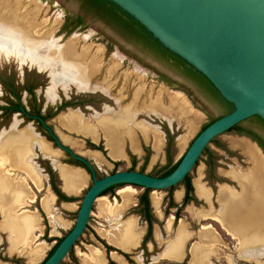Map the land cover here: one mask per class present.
Returning <instances> with one entry per match:
<instances>
[{"label":"rangeland","instance_id":"obj_1","mask_svg":"<svg viewBox=\"0 0 264 264\" xmlns=\"http://www.w3.org/2000/svg\"><path fill=\"white\" fill-rule=\"evenodd\" d=\"M22 1V6L19 8L21 15L39 5L40 10L35 22L42 30L54 29L53 38L58 47L69 41H75L79 51L82 48H92L91 52L94 53L96 49L100 48L102 50L100 54L101 69L98 75L89 81L87 87H80L72 82L63 83L55 79V73L59 68L42 67L36 60L33 63L31 59L27 58L23 61L19 60L4 45H0V108L14 106L16 99L11 95V91H15L27 111H38L47 117L46 122L66 146L92 163L97 178H103L117 171H137L159 178L182 158L204 126L224 115L225 112L220 103L206 96L192 78L173 68L170 61L154 57L148 50L129 40L103 21L85 15L81 27L77 28L71 24L65 28L67 20L82 13L81 4L78 0H63L62 2L61 0ZM69 5L73 8H69ZM55 20H58V22L54 23ZM2 30L0 26V33ZM44 54L45 51L42 50L35 57H43ZM30 91L32 94H30ZM173 93H181L185 96L197 120L193 123L187 121L170 107L169 98ZM157 101L160 102L159 105H155ZM133 107L135 112L129 113L131 115L129 124L125 125L126 128L121 129L119 132L122 136L127 129L131 128L135 133L138 145L140 143L142 146L143 153L142 155L141 153L134 155L135 153L131 151L129 141L124 139V152H126L127 158L121 161H113L107 156L106 141L99 125L114 118L121 119L123 113L128 108L132 110ZM71 115H77L85 125H88L89 132L87 131V135H93L92 138L97 142L92 141L82 132L70 131L69 127L65 125V121ZM139 125H145L150 129L148 140L138 129L137 126ZM23 132H30L36 141V144L32 143L31 148L30 146L27 148L30 151L29 160L43 176L45 189L37 193L36 189L32 185L30 186L33 188H31L33 192L36 193L37 198L33 204L27 207V210L39 213L44 229L43 234L29 249L32 250L38 243H42V247L37 257H33L32 251L26 248L12 251L14 237L11 232H3L0 223V232L6 233L0 235V264H42L59 240H62L73 227L82 198L91 185V179L86 176L88 187L82 194L79 196L72 195L76 197H70L71 201H62L57 198L55 206L53 204L54 209L52 206L51 213L52 217L60 219L63 225L55 229L53 226L51 227L50 217L40 209L39 200L46 196L48 191L55 194L53 189L55 187L60 190L62 181L59 180L60 174L54 164L61 162L72 167H82L74 164L66 154L58 150H51L53 155H45L41 146L42 144L45 145L44 138L46 134L36 121L29 120L16 111L0 110V141H6V151L9 148L22 146L21 134ZM154 134H157L163 142L159 153H156L153 149ZM236 141L249 142L246 138L232 132L216 140V143H211L208 147L210 154L206 153L204 155L197 172L190 177L192 187L193 181L198 177L199 170L203 168L202 181L213 192L216 193L218 185L224 184L239 190L237 183L231 180L228 181L218 175L221 169L227 171L235 168L243 172L250 170L251 165L243 153L239 152V147L235 144ZM93 146L102 149H94ZM91 152L101 153L106 163L103 165L96 164L91 157ZM12 172L17 173L16 170ZM50 172L54 175V180L50 178ZM126 187L128 186L119 187L102 198L118 205V218L121 221L124 222L131 217H135L139 226L145 228L141 246L129 254L122 253L108 245L97 234V229L103 226L105 229L109 228V222L102 218L104 217V211L99 202L91 215V231L62 264H86L78 254H89V248L91 247L104 251V258H106L108 264H116L111 258V253L115 252L123 257L128 264H179L166 261L165 254L166 258H169L168 254L170 252L168 251L177 239L181 222L184 223V230L186 231L183 230L185 233L183 245L184 248L186 246V254L185 257L182 256L184 259L180 264H189L190 250L198 242V232L203 225H212L222 241L221 246L214 253L215 256L210 258V264H254L255 262H264V242H261V251L257 253L259 255L256 256L254 263L239 257L237 242L227 235L215 221L209 218L212 209H208L203 202L195 198L194 188L191 194L193 200L184 204L183 198L180 203H176L174 193L179 189L185 190L183 184L171 192L156 193V195L152 194L151 191L148 193L152 229L150 238L145 240L148 223L141 214L142 207L139 206L140 196L145 190L130 187L134 193L123 199L118 192ZM258 187L259 190H264L263 184L260 183ZM155 197L160 198L159 208L155 204ZM171 201L173 205H170ZM63 202L71 204H63L62 207ZM190 205L198 209L196 215L194 214L195 211L187 210ZM214 208H216L214 209L215 213L220 210L219 206L215 205ZM157 209L160 212L157 215L162 219L157 217L155 213ZM242 216L244 218L245 214L242 213ZM171 218L174 221L169 227L167 222ZM155 227L159 229L160 233L158 234L164 236L163 240L160 239L157 243L153 240ZM163 241L166 243L165 247L160 246ZM149 244L153 246L150 252L147 248Z\"/></svg>","mask_w":264,"mask_h":264},{"label":"water","instance_id":"obj_2","mask_svg":"<svg viewBox=\"0 0 264 264\" xmlns=\"http://www.w3.org/2000/svg\"><path fill=\"white\" fill-rule=\"evenodd\" d=\"M109 2L142 26L164 49L207 80L222 100L232 106V110L195 137L168 176L158 178L137 171H117L97 178L95 168L87 158L63 144L43 118L30 116L21 107L22 114L39 123L46 134L44 139L51 147L66 154L72 161L81 163L84 166L81 169L91 179L73 227L42 264H62L86 237L91 231V215L106 190L128 186L150 190L152 194L174 191L188 175L191 177L197 172L205 155L202 156L203 152L214 139L232 133L227 132L253 118L264 122V0ZM172 187L173 190H169ZM60 190L62 192V187Z\"/></svg>","mask_w":264,"mask_h":264},{"label":"bare ground","instance_id":"obj_3","mask_svg":"<svg viewBox=\"0 0 264 264\" xmlns=\"http://www.w3.org/2000/svg\"><path fill=\"white\" fill-rule=\"evenodd\" d=\"M62 1L63 0H61V2ZM22 2V0H0V17L2 18L0 26L3 29L0 33V45H4V47L8 49L9 52L14 53V56H17L19 60L23 61L27 58L31 59L33 63L35 62L34 60H36L42 67L53 69L59 68L55 73V79L58 81L63 83L72 82L80 87H87L89 81L100 72L102 62L100 54L102 50L98 48L93 53L91 52L92 48H82L79 51L75 41H69L63 46L58 47L53 38L54 29L48 28L42 30L41 27L37 26L38 23L35 22L40 10L39 5L31 11H27L21 15L22 13H20L19 8L22 6ZM69 8L73 7L69 5ZM57 22L58 20H55L54 23ZM42 50L45 51L44 56L35 57V55ZM113 68H115V66H113ZM159 103L160 102L157 101L155 105H159ZM169 105L185 120L192 121V123L197 120L193 115L189 102L183 94L173 93L169 98ZM134 107L131 108L132 110L128 108L127 111L123 113L121 119L114 118L110 121H104L99 125L106 141L105 147L108 156L113 160L122 159L123 137H127L128 135L124 132V135L121 136L119 131L125 129L129 124L131 119L129 113L135 112ZM65 125L69 127L70 131L85 133L86 130H88V125H85L82 119L77 115L68 116ZM30 142L31 144L29 145ZM35 142L36 141L30 132H23L21 134L22 146L9 148L7 151L5 150V146L7 145L6 141H0L1 230L3 232H11L14 237L11 248L14 252L17 250L19 251L22 248L29 249V247L39 238L34 234L35 231L40 230L38 213L35 211L31 212L27 210V208L25 209L26 205H30L29 203L31 202L34 203L35 195L32 190H29V187L26 184V179L19 174L21 171L26 174L28 173L27 175L32 180L34 186L38 189L42 188L40 180H35V176L26 167L30 152L27 148L28 146L31 148L32 143L35 144ZM62 143L65 144L63 141ZM156 145L159 146L160 142L157 141ZM41 147L45 155H53L48 145L42 144ZM243 147L248 154L251 155V157L249 156L250 158L255 157L259 159L258 154L260 153V148L258 146V148H256V145L245 144ZM91 157L98 165L106 163L105 158L99 152H91ZM60 164L55 163V166L58 168L60 177L63 180L62 182L65 192L70 195L79 196L88 187L87 174L81 168H73L62 163ZM15 170L17 173L12 172H15ZM118 193L124 199L134 192L132 191V188L126 187ZM41 202V207L44 209L43 211H45L50 217L51 227L53 226L55 229L62 226L63 224L60 219L52 217L51 207L54 204V197L51 194H47L43 197ZM100 204L104 211V217L102 218H105L109 223H113L118 219L119 214L117 204L108 202L106 198H102ZM155 204L157 207L160 204L159 197H155ZM172 220L174 219L171 218L168 221L169 227L172 225ZM116 226H113V230L109 227L111 232L108 231L109 229L107 230V228L106 231L108 232H106L103 229V226L100 230L97 229V233L101 235L102 238H105L107 242L119 247H124L125 243L130 244V242H135L136 239L131 233L134 225L127 222L120 227ZM184 227V223L181 222L178 228L177 239L169 248L170 253L168 256L170 260H179V258L181 259L183 256V242H185V240H183L185 234L183 232ZM198 239V243L191 248L189 264H210V258L215 256L214 253L217 252L216 250L219 249L222 241L210 225L202 226L198 233ZM41 247L42 243H38L32 248V250L29 249V251H32L33 257L39 256ZM42 250L44 251L43 248ZM89 250V254H78L86 264H105L104 254L101 250L92 247L89 248ZM112 255L113 258H116L115 253Z\"/></svg>","mask_w":264,"mask_h":264},{"label":"crops","instance_id":"obj_4","mask_svg":"<svg viewBox=\"0 0 264 264\" xmlns=\"http://www.w3.org/2000/svg\"><path fill=\"white\" fill-rule=\"evenodd\" d=\"M191 110L193 112L192 108H191ZM193 115H194V113H193ZM194 117H195V115H194ZM195 118H197V117H195ZM137 127L140 130V132L142 133V135L145 137V139L148 140V134H149V132H151L150 129H148L145 125H139ZM87 131L88 130H86L85 133L82 132L83 135H86ZM125 133H127L128 136L123 137L122 159L113 160L112 158H110L108 156V152H107V156L113 161H121V160H125L127 158L126 152H124V139L129 141L131 151L133 153H135L134 155L140 154V153L142 155V153H143L142 146L140 145V143L138 145V143L135 139L134 131L130 128V129H127L125 131ZM87 136L89 138H91L92 141L97 142V140H94L92 138L93 135H87ZM153 136H154L153 137L154 138L153 149L155 150L156 153H159L162 149L163 142L157 134H154ZM157 141L160 142L159 146L156 145ZM46 142L47 141L45 140V145H48L50 147V149L53 150V148L50 146L51 144L49 142H47V144H46ZM35 144H36V142H35ZM235 144L237 145V147H239V150H240L239 152L243 153V155L246 157L247 161L250 163V165H251L250 170H248V172H243V171H238L235 168L229 169L227 171L221 169V170H219L218 175L220 177L227 179L228 181L231 180V181H234L235 183H237L239 190L229 186L228 184H224V185H218L216 193L213 192V190L208 188L202 181V177H203V172H202L203 168H202L198 172V177L193 181L194 195H195V198L198 199L199 201L203 202L208 207V209H212V213H210L209 218L212 221H215L219 225V227L227 235H229L233 240H235L237 242V244L239 246V257H241L244 260L253 262L257 258L256 256L259 255L257 253H260V251H261V247H262L261 242H264V190H259V187H258V185L260 183L264 185V155L261 152V150L259 149L260 153L258 155H259L260 160L258 158H255V157L250 158L251 155L248 154V152L243 147V145L249 144V145L254 146L255 144H251L250 142H246L244 144V143L238 142V141H236ZM256 148H258V147L256 146ZM137 156H139V155H137ZM28 157H30V154ZM26 163H27L26 167L35 176L34 179L40 180L42 188L38 189L36 186H34L32 180L27 175L28 173L26 174L25 172L21 171V172H19V174L21 177L26 179V184L28 185L29 190L33 189L32 187H30L32 185L34 188L36 187L35 188L36 192L38 191L37 193H40L42 190H45L44 189L43 176L40 174L39 171H37L38 168L35 167V165H33V163H31V160H28ZM59 180L63 181L61 179V177ZM61 187H62L63 192L67 196L76 197V196H72V195L65 192V190L63 188V182H62ZM47 190H49V189H47ZM33 193L35 195V197H34V202H35L37 195L35 192H33ZM48 194H51L54 197V206H55L56 201H57V197L55 196V194H53V192L48 191ZM184 195H185V190H182V189L177 190L174 193V201L176 203H180L182 201V199L184 198ZM42 199H43V197L40 198V200H39L40 209L43 208V207H41ZM29 204L31 205V204H33V202H31ZM63 204L68 205L71 203L63 202L62 207H63ZM215 205L220 207V210L216 213L214 211V209H216V208H214ZM26 206L29 207V205H26ZM26 206H25V209L27 208ZM54 206H53V209H54ZM51 209H52V207H51ZM43 210L44 209H42V211ZM187 210L195 211L194 214L196 215V210H198V209H195L193 205H190L187 208ZM31 212H33V211H31ZM35 212L38 213L37 211H35ZM43 212L46 213L45 211H43ZM155 213H156V215H157V213H160L159 209H157L155 211ZM242 213L245 214L244 218L242 216ZM38 216H39L40 230L39 231L37 230L34 232V234L37 235V238L43 234L42 230L44 229V227L42 225V218L39 215V213H38ZM157 217L159 219H162L158 215H157ZM1 221H2V216L0 213V223H1ZM172 221H174V220H172ZM193 221H195V220H193ZM127 222H130L132 225H134L133 226L134 228H133L131 233L134 235L136 240H135V242H130V244L125 243L124 247H119L115 244L107 242V240L105 238H102L101 235H99L98 233L97 234L99 236H101V238L104 241H106L107 244L110 245L111 247L117 248L121 252L129 254V253L137 250L141 246L142 239H143V236L145 234V228H141L139 226L138 221L135 217H131L124 222L121 221L120 218H118L113 223L112 222L108 223L109 224L108 226L113 230L114 229L113 226L117 225L118 227H120ZM167 225H168V222H167ZM203 226H207V225H203ZM210 226L212 227V225H210ZM116 227H115V229H116ZM110 228H107V230L109 229L108 231L111 232ZM103 229L106 231L105 228H103ZM108 231H106V232H108ZM214 231L216 232L217 236L220 238L217 231L216 230H214ZM158 233H160L159 229L157 227H155V234L153 235V240L156 243L160 239L163 240V238H164L163 235L158 234ZM2 234L5 235L6 233L0 232V235H2ZM160 235H161V237H160ZM174 237H175V232H174ZM220 240H221V238H220ZM198 241H199V239H198ZM160 246L165 247L166 243H164V241H163V244ZM147 248H148V251L150 252V250H151V248H153V246L151 244H149ZM185 251H186V246H185V248L183 247V252H182L184 257L186 254ZM103 254H105V252ZM112 254L113 253H111V258H112V260L115 261L116 264H128V262L125 261L123 259V257H121L115 253L116 258H113ZM190 254H191V250H190ZM14 255H21V254H14ZM104 259H105V264H108L106 258H104ZM182 259H184V258L182 257L181 259L179 258V260H170L169 258H166V254H165V260L168 262H171V263H179L180 264L183 262ZM254 264H264V262L263 263L255 262Z\"/></svg>","mask_w":264,"mask_h":264},{"label":"trees","instance_id":"obj_5","mask_svg":"<svg viewBox=\"0 0 264 264\" xmlns=\"http://www.w3.org/2000/svg\"><path fill=\"white\" fill-rule=\"evenodd\" d=\"M78 1L81 4V11L85 15L93 16L103 21L107 25L113 27L115 30H117L120 34H122L129 40L137 43L139 46H141L145 50H148L154 57L162 59V60L170 61L173 68L181 71L184 75L192 78L197 84V86L204 92L206 96L220 103V106L225 112L224 114L232 110V106H230L229 104H227L225 101L222 100V98L219 96L217 91L213 88V86L207 80H205L202 76H199L198 74L193 72L190 68H188L187 65L180 58H178L177 56L171 54L166 49H164L157 41L151 38L150 34H148L142 26H140L137 22L132 20L126 14H123L114 4L109 2V0H78ZM67 26H68V21L66 22L64 27L66 28ZM44 120L46 121L45 117H44ZM212 122H210L209 124H211ZM249 122L257 126L261 131L264 132V122L260 120L259 118H253L252 120H249ZM209 124L204 126L202 130L205 129ZM230 132H234L236 135L240 137L249 138L252 142L258 145V147L262 150L264 154L263 138H261V136L256 134L250 128H247L243 125H237L234 128H232L230 131H228L227 133H230ZM211 143H216V139H214ZM93 148L98 149V150L102 149V148H95L94 146ZM206 153L210 154L209 148L205 149L202 156ZM180 160L159 178H163L171 174L174 171V169L177 167V165L179 164ZM198 162L196 163V165L198 164ZM73 163L81 167H84L79 162L73 161ZM50 174H51L52 179L54 180V175L51 172ZM180 184H183L185 186V196H184L183 203L186 204L187 202L193 200L191 196V194L193 193V187L190 183L189 175ZM118 187H123V186L112 187L106 190L105 192H103L101 196H104L107 193L112 192L115 188H118ZM173 188L174 187L170 188L169 190H173ZM53 189L55 191V194L58 197V200L71 201V198L66 197L57 187ZM149 192L150 190H145V192L140 196V200H139V203H140L139 206L142 207L141 214L143 215L145 221L148 223V232H147V236L145 240L150 238L151 229H152L150 203H149V198H148ZM170 205H173L172 201L170 202ZM60 242L61 240H59L58 244ZM58 244L50 251L46 259H48L51 256V254L54 252Z\"/></svg>","mask_w":264,"mask_h":264},{"label":"flooded vegetation","instance_id":"obj_6","mask_svg":"<svg viewBox=\"0 0 264 264\" xmlns=\"http://www.w3.org/2000/svg\"><path fill=\"white\" fill-rule=\"evenodd\" d=\"M82 12V11H81ZM85 16V14L82 12L80 15H77V16H73V18H71V19H69V20H67L68 21V25H71L72 24V26L73 25H75V27H77V28H79V27H81L82 25H83V23H84V18L86 17H84ZM66 21V22H67ZM66 22H65V24H66ZM30 94H32L31 93V91H30ZM11 95L13 96V98H15L16 100H15V104H14V106H7V107H1L0 108V110H3V111H6V110H11V111H16V112H18V113H20L21 115H23L25 118H27L24 114H22L21 112H20V108L22 107L23 109H24V111L26 112V114H28V115H30V116H39V117H41V118H43L44 119V117L45 116H43L40 112H38V111H27L24 107H23V105H22V103L20 102V100H19V98L17 97V94H16V92L15 91H11ZM45 118H47V117H45ZM27 119H29V118H27ZM29 120H33V119H29ZM33 121H36V120H33ZM37 122V121H36ZM46 122V121H45ZM38 123V122H37ZM39 124V123H38ZM243 126H245V127H247V128H250L252 131H254L256 134H258L259 136H261V138H263V140H264V132H261V130L257 127V126H255L254 124H252V123H250V122H246L245 124H242ZM40 126V125H39ZM249 139V138H248ZM49 175H50V178L52 179V177H51V174L49 173ZM140 204V203H139Z\"/></svg>","mask_w":264,"mask_h":264}]
</instances>
